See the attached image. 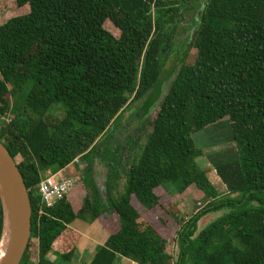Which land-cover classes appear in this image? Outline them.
<instances>
[{
    "label": "trees",
    "instance_id": "trees-1",
    "mask_svg": "<svg viewBox=\"0 0 264 264\" xmlns=\"http://www.w3.org/2000/svg\"><path fill=\"white\" fill-rule=\"evenodd\" d=\"M198 1L14 0L24 13L0 25V143L15 163L21 158L31 205L19 264H68L74 220L111 232L88 264H264V0ZM188 8L197 9L194 34L162 96L177 19ZM135 102L141 118L154 115L141 150L125 157L131 140L111 152L107 135ZM222 119L236 149L234 160L214 163L224 195L198 165L203 151L193 140ZM95 157L108 161L104 192L92 177ZM78 160L75 176L88 189L81 205L68 195L44 207L36 190L43 171ZM159 188L207 199L185 218L172 213L170 241L160 231ZM2 228L0 203V240Z\"/></svg>",
    "mask_w": 264,
    "mask_h": 264
},
{
    "label": "rangeland",
    "instance_id": "rangeland-1",
    "mask_svg": "<svg viewBox=\"0 0 264 264\" xmlns=\"http://www.w3.org/2000/svg\"><path fill=\"white\" fill-rule=\"evenodd\" d=\"M198 2H201V0H199ZM196 11L197 9L190 10V8H188V11L182 12L177 19L178 21H180L177 28V34L174 37L172 49L166 58V63L161 77V79L164 81V84L162 85V96L168 91L170 84L174 79L176 72L178 71L180 55L185 50L191 38L194 30V25L197 20ZM22 13H24L23 10L18 9L15 6L14 0H0V25L9 18L20 15ZM105 29L108 30L113 36L118 37V30L110 22L105 23ZM193 56V51H190L189 57L187 59L188 63L192 61ZM139 106L140 102L130 104L126 111L117 118L116 122H114L110 126L107 136L109 138L108 147L111 152L118 145L124 144L125 140L127 139L131 140L132 144L130 147L132 148V150L131 152L127 150L124 153L125 157H128V155L132 156L134 153L141 150L145 141V136L151 130V120L153 119L154 110H151L150 114L147 117L141 118ZM49 114L51 116H61V112L57 111L56 108H51L49 110ZM193 140L195 145H197V147H199V149H202L203 151V156L197 159L198 165H200L201 168L208 170V177L211 180L212 184L216 187L220 195H224L226 193V190L215 175L213 167L214 163L216 162L231 161L236 157V149L232 140L229 123L226 119H222L218 123L210 125L204 128L202 131L198 132L195 137L193 136ZM93 161V180L100 188V190L104 192V181L106 178L108 161H101L98 157H95ZM20 162L21 158L17 157L16 163ZM82 167L83 162L81 160H78L71 164L66 170L54 172L51 169H46L43 171L42 176L50 177L55 181H58L60 180L59 177L61 175L70 174L72 176H75L77 174V171ZM123 184L124 177L120 176L119 186L122 187ZM170 190L164 191L160 188L157 190V195L160 196L162 205V208L158 209L157 212L158 215L162 217V219L166 222V224L163 226V228L160 229V231L161 234L164 235L165 238L169 241L178 228V225L174 220V216L172 215V213L176 214L177 218H185L192 213L197 212L207 203V199L203 197H195V195L193 196L191 192H189L188 194L184 192L182 195H177ZM87 192L88 189L81 182V187L75 188L72 194H69V198L71 196V201H73L72 204H74L75 209H77L81 205V199ZM102 197H104V193ZM134 206L139 212H142V215L145 218V216L147 215L146 212H143V210H141L136 204H134ZM106 218L108 222H116V218L113 213H107ZM209 219L210 217H205L202 223H206ZM102 233L104 232L102 231ZM98 240L99 238H97V241ZM96 246L100 247L102 245H94L92 243L90 250H95L94 248ZM30 252H36L35 242L33 241L31 242ZM86 256L87 255L82 256L84 264L89 263V257L86 258ZM76 258L80 259L78 255H76ZM81 262H79V264H81ZM128 263L133 262L129 261ZM128 263L123 262V260L121 259H119L118 262V264ZM68 264H71V262ZM73 264H76V262H74Z\"/></svg>",
    "mask_w": 264,
    "mask_h": 264
},
{
    "label": "water",
    "instance_id": "water-1",
    "mask_svg": "<svg viewBox=\"0 0 264 264\" xmlns=\"http://www.w3.org/2000/svg\"><path fill=\"white\" fill-rule=\"evenodd\" d=\"M0 203L3 211L0 264H19L30 238L31 205L17 164L1 143Z\"/></svg>",
    "mask_w": 264,
    "mask_h": 264
},
{
    "label": "crops",
    "instance_id": "crops-1",
    "mask_svg": "<svg viewBox=\"0 0 264 264\" xmlns=\"http://www.w3.org/2000/svg\"><path fill=\"white\" fill-rule=\"evenodd\" d=\"M189 192L191 191L187 190L185 193L188 194ZM111 223H114V222H111ZM69 229L77 235V239L74 244V256L72 257L70 261L71 264H73L74 262H76V264H79V262L81 261L84 262V260H82L83 259L82 256L84 255H87L86 258L89 257V261H90L92 255L95 253L96 249L98 248V246H96L94 248L95 250L93 249L90 250L92 243L94 245H97V244L103 245L111 233L109 229L104 228L97 221L89 224L81 220H74L69 225ZM102 231L104 233H102ZM97 238H99L100 241L99 240L97 241ZM76 255H78L80 259L76 258ZM121 260H123V262L125 263L129 262L126 259H121ZM128 264H133V263H128Z\"/></svg>",
    "mask_w": 264,
    "mask_h": 264
},
{
    "label": "built area",
    "instance_id": "built-area-1",
    "mask_svg": "<svg viewBox=\"0 0 264 264\" xmlns=\"http://www.w3.org/2000/svg\"><path fill=\"white\" fill-rule=\"evenodd\" d=\"M59 179L55 181L50 177H42L36 187L41 204L46 208L53 207L67 197L81 180L78 176L70 174L61 175Z\"/></svg>",
    "mask_w": 264,
    "mask_h": 264
},
{
    "label": "bare ground",
    "instance_id": "bare-ground-1",
    "mask_svg": "<svg viewBox=\"0 0 264 264\" xmlns=\"http://www.w3.org/2000/svg\"><path fill=\"white\" fill-rule=\"evenodd\" d=\"M2 247H3V243H1V246H0V253H1V251H2Z\"/></svg>",
    "mask_w": 264,
    "mask_h": 264
}]
</instances>
